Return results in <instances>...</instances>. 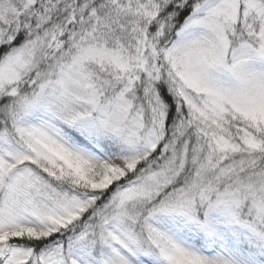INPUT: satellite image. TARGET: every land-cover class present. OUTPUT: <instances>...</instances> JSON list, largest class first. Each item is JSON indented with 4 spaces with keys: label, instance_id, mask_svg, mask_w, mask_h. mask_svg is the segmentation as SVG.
<instances>
[{
    "label": "snow or ice",
    "instance_id": "1",
    "mask_svg": "<svg viewBox=\"0 0 264 264\" xmlns=\"http://www.w3.org/2000/svg\"><path fill=\"white\" fill-rule=\"evenodd\" d=\"M0 264H264V0H0Z\"/></svg>",
    "mask_w": 264,
    "mask_h": 264
}]
</instances>
